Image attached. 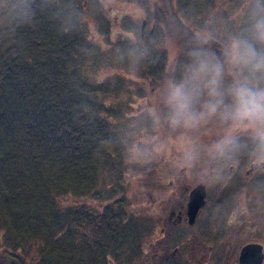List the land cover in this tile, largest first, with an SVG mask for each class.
Masks as SVG:
<instances>
[{
    "label": "trees",
    "instance_id": "1",
    "mask_svg": "<svg viewBox=\"0 0 264 264\" xmlns=\"http://www.w3.org/2000/svg\"><path fill=\"white\" fill-rule=\"evenodd\" d=\"M17 1L19 7L12 6L11 20L0 19V225L12 248L31 264H53L54 260L86 264L69 252L68 226L72 218L82 216L91 226L100 216L83 209L79 215L72 214L71 209L61 208L66 204L58 199L95 192L99 202L108 201L113 196L105 193L108 184L98 185L105 177L118 185L112 178L113 167L122 164L116 162L125 160V153L129 155L127 145H132L134 136L117 119L121 113H108L106 103L96 105L87 99L99 96L97 79L92 76L99 69L92 71L96 64L83 52L88 43L78 33L75 20L57 19L46 3L35 9L30 0ZM103 59L99 60L102 64ZM116 91L117 86L105 89L104 98L114 94L111 104L118 102ZM109 127H115L116 137ZM144 167L147 171L148 166ZM116 220L115 215L105 217L100 226H122ZM67 231L64 238L61 233ZM109 231L99 230L95 239L106 240ZM37 255L39 261L34 260Z\"/></svg>",
    "mask_w": 264,
    "mask_h": 264
},
{
    "label": "flooded vegetation",
    "instance_id": "2",
    "mask_svg": "<svg viewBox=\"0 0 264 264\" xmlns=\"http://www.w3.org/2000/svg\"><path fill=\"white\" fill-rule=\"evenodd\" d=\"M5 1L6 4L10 2ZM52 1L46 3L53 7L56 14L61 5L68 6L71 2ZM76 1L82 4L84 11L87 9V0ZM90 2L92 5L89 7L93 8L91 13H85L87 27L80 28L81 36L88 44L101 39L102 50L105 54H111L109 60H119L116 64L118 68L121 67L136 78L129 79L122 73L118 80H114L119 96L122 98L126 93L127 97L121 102L124 110L119 111L132 119V126H127L126 131L129 130L134 136L133 140L139 141L140 135L149 133L150 136L159 135L161 139L169 141L171 147L173 144L178 145L179 131L172 132L166 128L157 130L153 127L149 115L151 107L159 99L161 84L170 64L174 60L184 59V53L193 47L191 43L194 44L195 33L208 28L218 37H223L227 29L230 31L237 26L236 23H230L231 17L236 14V1ZM93 16L99 20L95 24ZM87 28L91 41L86 36ZM222 28L224 32H221ZM93 33L100 39H95ZM219 47V43L212 44L213 49ZM139 52L145 54L137 59L135 54ZM104 71L108 72V69ZM105 81L110 82V79ZM124 81L128 84L124 85ZM111 98L107 104H111ZM217 129L220 128L213 122L195 135L207 144L217 139L220 134L215 133ZM204 131L214 134L204 135ZM241 139L246 146L230 159L212 161L202 155L196 172L204 173V165H209L216 168V174L210 168L209 173L199 176L193 169L190 171L181 167L180 151L167 155L166 151L171 148L169 146L164 151L152 153L145 160L149 171L148 175L142 174L140 180L149 181L153 196H158L152 200L155 207L154 222L146 229L148 238H145V234L144 238L129 241L135 242L137 247L134 245L135 251L129 249L136 255L128 258V264H264V164L253 162L251 143L247 137ZM154 158L158 159L157 164ZM118 162L124 163V160ZM184 183L189 184L185 192L182 189ZM218 183H224L222 188H228L229 193L221 194L216 190ZM200 186L204 188V198L194 219H191L189 195ZM137 234L141 235L142 231L138 230ZM86 246L90 256L100 259L102 263L109 256L106 240L91 237L86 240ZM94 246L100 248L93 249Z\"/></svg>",
    "mask_w": 264,
    "mask_h": 264
},
{
    "label": "clouds",
    "instance_id": "3",
    "mask_svg": "<svg viewBox=\"0 0 264 264\" xmlns=\"http://www.w3.org/2000/svg\"><path fill=\"white\" fill-rule=\"evenodd\" d=\"M242 14L223 37L208 28L194 34L184 59L170 64L149 113L155 129L179 131L180 166L190 171L202 155L212 161L232 158L246 146L241 137L252 145L253 162L264 164V0H244ZM213 43L220 47L213 49ZM213 122L221 132L205 144L195 133ZM168 146L152 135L134 141L128 153L138 160Z\"/></svg>",
    "mask_w": 264,
    "mask_h": 264
},
{
    "label": "rangeland",
    "instance_id": "4",
    "mask_svg": "<svg viewBox=\"0 0 264 264\" xmlns=\"http://www.w3.org/2000/svg\"><path fill=\"white\" fill-rule=\"evenodd\" d=\"M9 1L10 2L6 4L5 0H2V2L0 0V19L4 20L5 18L7 19L9 18L11 20L12 6L15 4L17 5V7H19V2L17 0H9ZM38 1L39 0H30V5L36 6L35 9H37L39 8V6H44L46 1L53 3L52 0H45V2L39 1L40 3ZM70 1L71 2L68 3L69 4L68 6H64V5L60 6V9L57 10L56 16H57V19L59 20L62 19V21H65V20L69 21L70 19L75 20V24L79 28L78 33L81 35L80 28L86 29L87 27L85 13L87 12L91 13L93 6L89 7L92 5L90 0L85 1L87 5V9H85L84 11L83 6L80 2H77L76 0H70ZM235 1H236L235 4L237 5L235 8L236 14H234V17H231L232 22L230 23L231 24L236 23L237 25L243 18L242 9L244 6V0H235ZM50 12H53V11L51 10ZM92 21H94V24H95L99 20H97V18L93 16ZM17 28H19L18 25H17ZM223 30L224 29L222 28L221 32L225 31ZM226 31L229 32L228 29ZM19 32L23 36H25V33L21 31ZM93 35L95 39H98V38L100 39V37H96L94 33ZM86 36L88 37V39L91 38L88 28L86 30ZM89 40L91 41V39ZM93 43H89L87 47L88 49H86V51H83V52L86 54L87 58L91 62L95 63L97 66V68H95L96 66L92 68V71H94L93 69H96V70L99 69V71H94L92 76H94L97 79V81L95 80L96 81L95 89L99 90L100 93L98 94L99 96L95 100H94V97H92L91 95H89L87 99L89 101H94L96 105L100 103H103V104L106 103V110L108 111V113L109 112L112 113V110L114 113H119V111L124 110L121 102H123L127 98L126 93H124L123 97L121 98L118 92L116 91L117 93L115 96H119L117 100L118 102H112V104L110 103L107 104V101H109L111 97H114V94L113 95L109 94L108 97L104 98L105 89L109 88L113 90L114 87L117 86L114 80L119 79V74L121 75L122 73H124L125 75L128 76L129 79H133L135 77L123 71L121 67L118 68L119 65H116V64L120 61H118L117 59L114 61L113 59L109 60L111 54L104 53V51L102 50L103 46H102L101 39L94 40ZM190 43L191 42L189 40V44ZM191 45L194 46V44L192 43ZM97 49L98 51H101V53H99ZM101 58L105 59V60L103 59V64H102V61L99 62ZM117 58L119 57L117 56ZM122 62L126 63V61H122ZM106 68L108 69L109 73L104 71ZM100 69H101V73H100ZM104 79H110V82H106V81L103 82ZM124 82H125L124 85L128 84L127 81H124ZM93 88L94 86L91 88V90ZM107 98L109 99L107 100ZM125 110L127 109L125 108ZM99 112L100 114H103L100 108L98 109V113ZM126 115L127 114H125V116L122 114H118L117 119L123 120L122 122L126 123V127L132 126V123H131L132 119L127 118ZM144 118H148V117L145 116ZM120 125L122 126V123H120ZM111 131L116 137L115 127H109V132ZM127 132L129 135L130 134L129 130H127ZM220 132H221V129L215 130V133H220ZM207 134L213 135L214 133H211L210 131H204V135H207ZM218 136L219 135H217V138ZM115 137H113L112 140H115ZM140 137H141L140 140H143L147 137H150V134L147 133L146 135H140ZM135 141H138V140L136 139ZM124 142L126 143L128 141L126 140ZM113 145L117 146L118 142L113 143ZM127 146L131 147L129 144ZM169 147H171L170 143H169ZM178 150H179L178 145L173 144V146L169 150L166 151V154L173 155V153L175 154ZM114 151L115 150L111 148V153L113 154V158L116 159L117 155L115 154ZM122 157H124L125 159L124 163L122 162L120 166L114 165L113 167L114 169H113L112 178H115V180L118 181V185L114 184L113 182L114 179L111 182L110 179L107 177H105V182L102 183V180H103L102 179L98 185L99 187H104L106 184H108L109 187L106 189L105 193L113 195L112 197L108 196L109 198L108 201L103 199V203L99 202L98 199L96 198L95 192L88 193V195H78V196L74 194H68L58 199L60 204L61 203L66 204L65 206H62L61 208H63L64 210L71 209L72 214H78V211L80 209H83L87 213L89 212L88 213L89 215L92 214L95 216L96 215L100 216V218L96 221L95 224L91 223V226L86 225L85 223L86 216H82L77 220H74V218H72L71 221L73 222L71 226H68L69 235L70 234L72 235L71 243L69 244V248H68L69 252L72 255L74 254L77 255V259L85 260L86 264H90V263L92 264H128V258H133V256L136 255V252L134 253L129 252V249H132L135 251L134 245H136L135 242L129 243V240H132V239L134 240L136 238H144L145 234H146L145 238H148V232L146 233V229H149L150 223L154 222L155 207L152 204V200L158 196L157 195L153 196L154 194L153 189H151L152 184L149 181L140 180V176L142 174L148 175L149 167L147 168V171H146V167L144 166L146 165L145 160L150 158L151 156L149 155L145 158L133 160L128 154L125 153L124 156ZM158 159L157 158L153 159L154 162H156V164H157ZM128 160L130 162L125 163V161H128ZM120 163L121 162H118V161L116 162V164H120ZM204 166H205L204 170H202L204 171V173H201V171L196 172L197 167L194 168L193 170L196 174L198 173L197 175L202 176V175H205L206 173H209L210 168H212L214 172L213 174H216V168H213L209 165H204ZM199 170H201V166ZM226 172L227 171H225L224 173ZM180 185L182 187V183H180ZM188 185L189 184L187 183L183 184L184 187L182 189L184 192L187 189H189L187 187ZM224 185H225L224 183H218L216 184L215 188L216 190L220 191L221 194H223L224 192H227L226 194H228L229 189L222 188ZM24 199H25L24 200L25 203L26 201L29 200L27 193L24 194ZM94 202H98V206H96ZM68 206H70V208ZM111 215H115L116 218L118 219L116 220V224L121 223L122 226H100L103 223V219L105 217H110ZM120 217L122 219H119ZM60 222H63V219H61ZM3 227L4 226L0 225V264H31L27 256L23 254L21 255L19 250H14L12 248L11 242L7 239L6 231ZM108 228H110V231L107 234L106 241L108 243L107 253L109 256L102 263L100 262V259L90 256L88 252V247L86 246V240L91 237L95 239V236L100 234L99 230H108ZM113 229H114V235L111 233V230ZM138 230L142 231V234L139 236L137 234ZM116 232H117V237H115ZM61 234L63 235L64 238H66V236L68 237V231L65 233L62 232ZM119 241L121 245L118 243ZM54 245L55 247H57L55 243ZM89 247L91 248L92 246H89ZM54 252H55L54 249H52L51 250L52 256L55 255ZM65 255H66V251H65ZM37 258H39L38 255L36 256V259L34 260L39 261ZM57 263H58L57 260L53 261V264H57ZM33 264H43V263L39 261ZM48 264H51V262H48ZM62 264H65V263H62Z\"/></svg>",
    "mask_w": 264,
    "mask_h": 264
},
{
    "label": "water",
    "instance_id": "5",
    "mask_svg": "<svg viewBox=\"0 0 264 264\" xmlns=\"http://www.w3.org/2000/svg\"><path fill=\"white\" fill-rule=\"evenodd\" d=\"M204 198V188L197 187L189 195L188 209L191 219H194L196 212L201 207V201Z\"/></svg>",
    "mask_w": 264,
    "mask_h": 264
}]
</instances>
